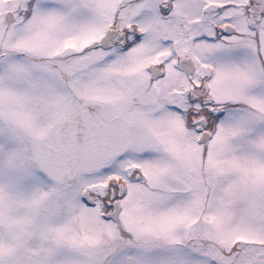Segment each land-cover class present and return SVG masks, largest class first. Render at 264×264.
<instances>
[{
    "label": "snow or ice",
    "instance_id": "6c2138e0",
    "mask_svg": "<svg viewBox=\"0 0 264 264\" xmlns=\"http://www.w3.org/2000/svg\"><path fill=\"white\" fill-rule=\"evenodd\" d=\"M0 264H264V0H0Z\"/></svg>",
    "mask_w": 264,
    "mask_h": 264
}]
</instances>
